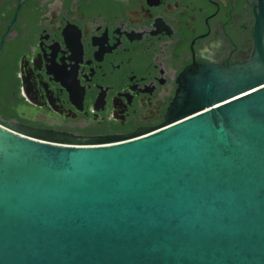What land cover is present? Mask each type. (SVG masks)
<instances>
[{
  "label": "water",
  "instance_id": "obj_1",
  "mask_svg": "<svg viewBox=\"0 0 264 264\" xmlns=\"http://www.w3.org/2000/svg\"><path fill=\"white\" fill-rule=\"evenodd\" d=\"M255 12L251 58L185 68L160 130L76 143L0 120V264H264Z\"/></svg>",
  "mask_w": 264,
  "mask_h": 264
},
{
  "label": "flooded vegetation",
  "instance_id": "obj_2",
  "mask_svg": "<svg viewBox=\"0 0 264 264\" xmlns=\"http://www.w3.org/2000/svg\"><path fill=\"white\" fill-rule=\"evenodd\" d=\"M258 5L0 0V120L76 143L160 130L185 68L251 58Z\"/></svg>",
  "mask_w": 264,
  "mask_h": 264
},
{
  "label": "trees",
  "instance_id": "obj_3",
  "mask_svg": "<svg viewBox=\"0 0 264 264\" xmlns=\"http://www.w3.org/2000/svg\"><path fill=\"white\" fill-rule=\"evenodd\" d=\"M1 106H3V105H1Z\"/></svg>",
  "mask_w": 264,
  "mask_h": 264
}]
</instances>
